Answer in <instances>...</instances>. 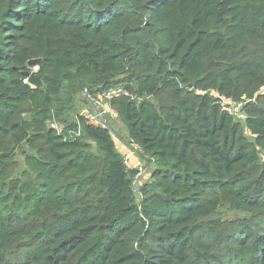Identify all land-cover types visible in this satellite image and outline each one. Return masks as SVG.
<instances>
[{"label":"trees","instance_id":"trees-1","mask_svg":"<svg viewBox=\"0 0 264 264\" xmlns=\"http://www.w3.org/2000/svg\"><path fill=\"white\" fill-rule=\"evenodd\" d=\"M263 88L264 0H0V264H264Z\"/></svg>","mask_w":264,"mask_h":264},{"label":"rangeland","instance_id":"rangeland-1","mask_svg":"<svg viewBox=\"0 0 264 264\" xmlns=\"http://www.w3.org/2000/svg\"><path fill=\"white\" fill-rule=\"evenodd\" d=\"M35 71H36V69H35ZM87 95L88 94H83L80 97V101H79L78 108H77L79 111L83 112L84 110H86V107H84L82 100L83 101L87 100V98H89ZM106 118L108 120V125L111 127V130L114 134V139H115V142L118 146V150L122 153L126 152L127 149L132 151V148L129 146V139L127 137V133H126L124 125L120 122V120L117 117L111 116L109 113L107 114ZM19 160H20L21 165H22L23 164V157L19 156ZM131 163L134 165H136V164H147L146 169L143 170L142 173L137 175L135 178V181H134L135 188L137 191V199L140 202L141 198H142L141 190H142L143 186L146 183H148V181L150 180L152 172L155 169V167H154L153 163L148 162L147 159H145L143 156H141L138 153L134 154V157L131 159ZM239 215L240 214L237 212L229 211L227 209H222L214 218L233 219V218L238 217Z\"/></svg>","mask_w":264,"mask_h":264},{"label":"built area","instance_id":"built-area-1","mask_svg":"<svg viewBox=\"0 0 264 264\" xmlns=\"http://www.w3.org/2000/svg\"><path fill=\"white\" fill-rule=\"evenodd\" d=\"M264 90V88H263ZM122 90L121 89H114L111 90L110 93L106 94L107 98H112V97H116L120 94H122ZM217 99L219 100V103L221 105V107L223 108V110L227 111L228 113H230L231 115H233L239 122L241 123H245L247 121V114L244 110V105L249 103L250 100H247L244 103H235L233 101H231V99L225 98V97H221L218 96ZM105 111H96V112H92V110L88 109L85 110L83 112L85 118L92 124L94 125H99L103 122V117L105 115ZM251 136L256 137L255 135H252L251 133H249ZM137 144L132 143L131 148L132 151H129L128 155H126V165L130 170H136L138 172L137 175H139L140 173H142L143 170L146 169L147 164H132L131 163V159L134 157L135 153L137 152Z\"/></svg>","mask_w":264,"mask_h":264},{"label":"water","instance_id":"water-1","mask_svg":"<svg viewBox=\"0 0 264 264\" xmlns=\"http://www.w3.org/2000/svg\"><path fill=\"white\" fill-rule=\"evenodd\" d=\"M39 62V60H31L29 61L28 65L30 68H34L37 63ZM24 75L26 77H28L29 79V83L31 85H33L34 87H40L42 85V80L40 79V77L36 74V72H26L24 73Z\"/></svg>","mask_w":264,"mask_h":264},{"label":"crops","instance_id":"crops-1","mask_svg":"<svg viewBox=\"0 0 264 264\" xmlns=\"http://www.w3.org/2000/svg\"><path fill=\"white\" fill-rule=\"evenodd\" d=\"M98 101V100H97ZM92 101V103L94 104H92V103H89V105L88 106H86V107H88L90 110H95V109H98V108H100V107H103V108H105V107H107L108 105L106 104V102H104V101ZM87 103V102H86Z\"/></svg>","mask_w":264,"mask_h":264}]
</instances>
